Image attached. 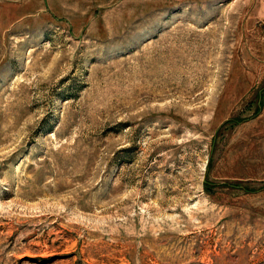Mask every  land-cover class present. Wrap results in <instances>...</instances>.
Segmentation results:
<instances>
[{
	"label": "rangeland",
	"instance_id": "obj_1",
	"mask_svg": "<svg viewBox=\"0 0 264 264\" xmlns=\"http://www.w3.org/2000/svg\"><path fill=\"white\" fill-rule=\"evenodd\" d=\"M0 264H264V0H0Z\"/></svg>",
	"mask_w": 264,
	"mask_h": 264
}]
</instances>
